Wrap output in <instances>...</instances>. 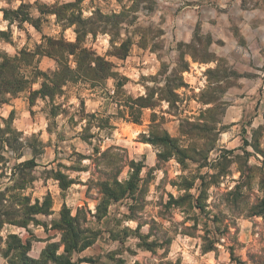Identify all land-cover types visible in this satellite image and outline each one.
<instances>
[{"label":"rangeland","instance_id":"1","mask_svg":"<svg viewBox=\"0 0 264 264\" xmlns=\"http://www.w3.org/2000/svg\"><path fill=\"white\" fill-rule=\"evenodd\" d=\"M258 7L259 0H87L82 8L86 11L96 9V12L91 10L93 15L87 26L107 35L98 34L81 42L90 48L88 51L91 53L105 55L115 62L119 69L115 84L109 79L112 88H115L114 94L108 90L109 80L101 79L99 73L94 76L89 73L87 77L83 73V77L77 75L75 82H63L61 76L69 62L64 53L60 69L56 72L57 78L55 73L39 74L35 70L34 57L11 69L14 77L11 89L3 86L0 76V122L5 124L0 129L8 128L20 134L15 143V138L11 137V147L17 149L16 152L12 148L1 147L0 156L8 169L5 171L6 178L0 180V186L10 185L5 184V181L9 182L10 168L31 161L35 167L28 166L23 172L33 181L26 185L23 195L28 192L24 196L30 197L32 203L38 199L42 208V212L33 217L37 223H28V233L23 228L6 225L1 235L13 233L25 240L31 239V234L37 240L32 242L28 253L32 259H39L45 246L55 243L58 248L56 255L62 257L60 261L47 264H60L66 258L75 264H90L85 262L86 259L94 260V264H193V257L195 264H234L229 247L234 248V256L243 261L247 260V255L264 258V223L260 217H249L248 213L252 205L264 198L257 194L264 193V111H261L259 100L250 110L246 107V98L251 96L254 99V90L259 92L264 88V79L258 75L259 71H264L258 67L264 64V33L253 30L257 17L251 15ZM116 8H119L118 12ZM101 13L110 18L100 17ZM27 30L25 25L16 27L15 31L23 32L24 36L16 35L15 40L12 28L11 33L5 31V37H0V63L6 57L16 56H9L3 50L4 44L15 48L16 42L23 40L24 47L20 49L28 50L31 44L32 49L37 51L46 46L42 43L35 48V37ZM102 37H107L106 43H102ZM83 61L82 66H85L82 69H89V64L91 67L97 64L95 56ZM172 63L177 68L169 74L168 68ZM207 64L215 66L204 67ZM151 67L155 69L154 74ZM250 68L256 70L249 71ZM95 69L99 70V67L95 65ZM145 72L148 75H144ZM26 76L30 78L26 79ZM187 77H191V82ZM203 77L207 78L205 88L197 91L199 79ZM39 78H43L50 89L45 98L32 95L33 91L40 89H31ZM16 79L27 82L18 84ZM161 83L163 88L159 87ZM149 84L152 87H146ZM137 87L143 88L142 97H148L146 104H154L156 108H143L138 112L135 106V99L140 97L135 91ZM181 88L185 90L183 93L179 91ZM73 96L79 103L77 112L70 111L76 105L64 107ZM37 98L47 100V103L38 107ZM58 99L62 102L57 103ZM164 99H168L170 104ZM99 100L105 103L100 105ZM162 103L168 104V107L163 108ZM90 104L96 106L95 111H88ZM112 104L116 105L114 114L109 112ZM195 104H213L214 107L196 108ZM101 107L103 113L99 112ZM6 109L7 117L3 115ZM237 114L239 120L236 119ZM85 120L87 123L77 133L76 128ZM253 123L257 126L253 127ZM237 125L240 126L238 133L228 141L232 143L238 137L237 146L217 148L220 133L229 132ZM93 126L100 132L108 130L109 139L119 132L122 143L103 149L93 147L91 141L98 135L91 131ZM145 129L148 135H145ZM162 130L170 133L172 142L158 140L157 136H162L158 131ZM4 137L7 135H0V139ZM76 138L92 147L93 155H98L88 179L81 178V175L89 172V166L80 162L92 159V155L77 151L78 145L68 143ZM185 143L187 148L183 147ZM145 144L153 151L156 148L161 151L155 152L154 167L148 168L141 176L140 173L147 167L148 150ZM248 148L252 151L248 152ZM113 149H120L123 156L114 153ZM213 151L219 156L210 162ZM135 152L140 154L139 161L131 158ZM26 156L30 159H25ZM126 158V166L131 171L129 179L121 183L118 177L124 172L122 161ZM173 158L181 173L176 177L171 175ZM61 159H75L76 163L69 166L59 163ZM252 160L256 163H250ZM132 163L140 167L138 174L134 173ZM51 164H55L54 169ZM233 164L237 166L235 169ZM193 165L197 167L193 169ZM42 167L45 170L36 175ZM205 168L210 171L203 172ZM157 171H163L159 183L155 175ZM235 172L240 175L237 177ZM72 174H76L74 178ZM225 180L234 182L235 187L228 189ZM38 181L45 190L43 197L36 195ZM49 181L56 182V193L49 187ZM165 184L177 192L183 191L184 195L173 196ZM73 185L77 186L75 190H72ZM221 186L228 190L220 194L221 202L216 203L217 192L211 190L218 191ZM93 188L99 190L98 194L93 195ZM161 190L166 193L167 201L164 195L148 199ZM69 200H75L76 204L70 207ZM97 200L99 203L95 204V208L90 207ZM49 201L51 210L47 215L44 210ZM57 204L59 212L56 211ZM64 207L71 216H74L73 208L75 214L80 209L81 228L92 231L95 236L90 247L70 255L60 252L62 234L56 226ZM177 210L183 213L184 219L179 222L178 228H166V223ZM124 221H132L137 227L121 228ZM145 225L149 226L146 235L141 233ZM201 232L202 236L199 235ZM57 234L60 235L58 242L55 241ZM185 237L189 241L187 245L177 242ZM198 237L200 243L192 245L191 241ZM130 238L139 242L132 247L128 245ZM112 245L117 247L111 248ZM207 245H213L214 250L203 252V247ZM174 246L178 249L175 260L165 259L172 255ZM0 258L7 261L1 255ZM7 264L10 263L7 261Z\"/></svg>","mask_w":264,"mask_h":264},{"label":"trees","instance_id":"2","mask_svg":"<svg viewBox=\"0 0 264 264\" xmlns=\"http://www.w3.org/2000/svg\"><path fill=\"white\" fill-rule=\"evenodd\" d=\"M65 8V7H64ZM61 13L64 14L63 7L60 9ZM3 15L6 19H12V16H17L19 12L24 13L23 11H7L2 10ZM58 15V13H56ZM102 18L109 19L110 17L106 15H99ZM68 20L70 22H73L78 27V41L76 44H68L65 43L62 40H52L47 39L45 44L47 49L55 50L57 51L59 55V63L64 53V58H68V55H74L75 62L77 63L78 70H81V72L84 73V77H87L90 73V75H96L101 74V79H105L108 76H111L113 73L111 72V64L105 61L103 58L95 56L94 53H91V51H88V49L83 48L81 46V41L84 37V35L87 32H90L92 34H96V32L88 27L87 25L90 24L89 20H81V18L77 15L71 14V16L68 17ZM0 37H5V32H0ZM42 48H40L41 50ZM39 50V51H40ZM37 51V50H36ZM37 51V52H39ZM47 54L51 55V53L47 50ZM95 56V60L97 64L96 66L99 67V70H94V67L90 66L89 69H82L84 64L83 60H88L89 58ZM28 58H33V55L25 52L24 50H21L18 55L14 57H6V59H3V63H0V76L2 77V84L4 87L9 86L13 82V73L11 72V69H15L17 65H20L22 63H26ZM100 67H103L102 69ZM108 69V71L106 70ZM184 70V68H183ZM90 71V72H89ZM107 71V72H106ZM93 72V73H92ZM111 72V73H110ZM40 74V73H39ZM6 75V76H4ZM4 76V77H3ZM43 76V74H42ZM55 78H57V74H54ZM63 78V82L65 80L72 82H75L78 79V76L76 78L75 73H72L71 70L68 68L63 70V74L61 76ZM26 84L27 81H22V79H16V83L18 84ZM62 82V83H63ZM45 82L41 84V87L38 91H33V94H37L42 98L47 97L50 94V89H48ZM167 94L169 92L167 91ZM173 94V92H172ZM174 96V95H173ZM147 96L146 97H138L135 99L136 108H138V112H140L143 108H150L153 109L156 107L154 104L147 105ZM166 100V99H164ZM161 101V100H159ZM169 104L170 101L166 100ZM139 102H145L144 104H140ZM176 102V101H175ZM140 114V113H138ZM139 118V117H137ZM136 118V120H137ZM161 132L162 136L158 135L157 138L159 141L165 140L167 142H172L173 139L170 137V135L166 132V130L158 131ZM0 135H4L7 137H4L0 139V151L3 147H7L8 149H11L12 151L17 149H13L11 147L12 141L14 140V143L17 142V137L20 135L17 131L11 130V129H0ZM14 137L16 139L11 140ZM151 143H154L150 141ZM2 147V148H1ZM20 157L21 155L18 154ZM3 159L0 156V180L6 178V170L8 169L6 165V162H2ZM31 164V165H30ZM35 167V164L31 163V161H27L24 163H19L15 165L14 167L10 168L9 175H8V183L10 185H3L0 186V255L7 259V261L10 264H47L48 262H57L60 261V258L62 257L57 256V245L55 243H49L45 246V248L41 251L39 255V259H32L28 256V253L31 250L32 242L37 241L34 240L33 236L30 234L31 239H21L18 235L13 233H7L6 235L2 236L1 232L4 228V226H14L17 228H23L28 233L27 226L29 222H35V219L33 218L35 215L41 213V205L39 203L38 199H34V203L31 202L30 197H25L23 195V191L26 189V185L30 184L33 179L31 176L25 174L23 172L24 168L27 167ZM134 167V173L138 174L140 172V167L138 165H135L132 163L131 165ZM47 201V200H46ZM45 201V202H46ZM97 212L99 211L98 208ZM51 210L50 201L49 205L46 206V209L44 210V213L49 215ZM80 213L81 210L77 209L76 214L74 216H71L68 209L65 207L60 213V222L56 225L58 230L61 232V243L64 246V254L70 255L72 252H81L84 249L90 247L94 240V233L88 229H83L80 226ZM89 213V211H88ZM249 217H260L262 219V222L264 223V198L259 200L255 205H252L250 209L248 210ZM89 235V236H88ZM96 235V234H95ZM4 246V248H2ZM213 245H207L203 247V252L207 253L210 251H213ZM229 255L230 259L234 264H264V258L261 256L254 257L252 255H247V260L243 261L240 258H236L234 256V248L229 247ZM80 263L83 261H79ZM85 262L94 264V260L86 259ZM60 264H75L70 259L66 258L65 261L61 262Z\"/></svg>","mask_w":264,"mask_h":264},{"label":"clouds","instance_id":"3","mask_svg":"<svg viewBox=\"0 0 264 264\" xmlns=\"http://www.w3.org/2000/svg\"><path fill=\"white\" fill-rule=\"evenodd\" d=\"M49 2H50V0H49ZM237 2H239V0H237ZM19 3H20V0H15V2L12 3V4L7 3L6 0H0V8H3V9H9V8H11V9L15 10L17 7H19ZM130 6L131 5L129 4V7ZM116 11L118 12L119 11V8H116ZM31 15L33 17H37V16H39V13L36 11L35 8H33L31 10ZM84 15H85V17L91 16L92 15V11H86L84 13ZM251 15L257 17V23L254 26L253 30L256 31V32H258V33H264V0H259V7L256 8V10L254 12H252ZM2 16H3V12H0V18H2ZM51 19L54 20L55 17H51ZM25 27L28 28L29 32H32V35L35 37V42L36 43H39L40 42L39 35H37L29 25L25 24ZM205 27H207V24H205ZM246 27H247V25H246ZM7 29H8V21H2V20H0V31H7ZM12 29H13V32H14V36H13V39L14 40H15L16 35L21 36V37L24 36V33L23 32L17 33L15 31V29H16V25L15 24L12 25ZM45 31L47 32L48 35H54V32H48L47 29ZM56 31H59V29L57 28ZM123 35H124L123 32H121V38H123ZM68 39L69 40H74V36L71 34V30H69ZM89 40H90V37H89ZM101 41H102V43H106L107 42V37H102L101 38ZM22 47H24V41L23 40H19V41L16 42V47L15 48H13L11 45L4 44L3 45V50L6 51L9 54V56H14V55H16L18 53V50L20 48H22ZM28 50L29 51H32L33 50L31 44H29ZM173 55H175V53H173ZM69 59H70V67L72 69H76V67H77L76 63L74 61H72L71 58H69ZM46 63H48V66L49 67H53L55 69V65H53L50 62H46ZM94 66L95 65L93 64V67ZM214 66H215L214 64L204 65V67H214ZM258 67L264 69V64H260V65H258ZM176 68H177V65L175 63H172L170 65V67L168 68V73L171 74L172 71H173V69H176ZM255 70L256 69H251V68L249 69V71H255ZM151 71L154 74L155 69H153ZM144 75H148V72H145ZM258 75H259L260 78L264 79V71H259ZM25 78L26 79H29L30 77H27L26 76ZM187 79L191 82V77H187ZM206 79H207L206 77H203V78H200L199 79V86L196 88L197 91H200V90H202V89L205 88V81H206ZM44 82L45 81L43 80V78L37 79L36 82L31 85V89L32 90H38L41 87V84L44 83ZM126 87L130 88L131 85H126ZM146 87H152V85L149 84V85H146ZM159 87L163 88L164 87V84L161 83L159 85ZM108 90L109 91H114V89L112 88V81L111 80L108 81ZM73 91H75V90L73 89ZM135 91L139 95H144L143 88L137 87L135 89ZM179 91L181 93H183L185 90L183 88H181V89H179ZM189 91H191V90H189ZM253 94L255 96L254 99L251 96H249V97L246 98V107L250 110V108L255 105L256 101L259 100L260 103H261V111H264V88H262L259 92H255V90H254V93ZM84 95L87 96V93H84ZM225 99H227V98L225 97ZM56 102L57 103H61L62 100L58 99ZM46 103H47V100L41 101V100H39V98H37V105H38V107H41V106H43ZM104 103H105L104 100H99L98 101V104H100V105H103ZM69 104L76 105V108L70 109V111H72V112H77L78 111V109H79V103H78L77 99L75 98V96H73L68 103H65L64 104V107H66V108L69 107ZM194 106L196 108H201V107L212 108V107H214L213 104H207V105H203V106H201L200 104H195ZM162 107L163 108H167L168 107V104L162 103ZM95 110H96V106L90 104L89 105V108H88V111H95ZM115 111H116V105L115 104H112L111 107L109 108V112H111V113L114 114ZM99 112L100 113H103L104 112V109L101 107L99 109ZM3 115L5 117H7V115H8V110L7 109L4 111ZM25 115H27V113H25ZM249 118H251V117H249ZM77 119H80V117L78 115H77ZM236 119L237 120L240 119L239 114H237ZM61 123H64V121H61ZM86 123H87L86 120L83 121L81 123L80 127H77L76 128V132L77 133L81 132L82 129H83V127H84V125ZM121 125H122V122H121ZM41 126L43 127V125H41ZM252 126L253 127H256L257 125L255 123H253ZM4 127H5V124L3 122H0V128H4ZM239 127L240 126L237 125L235 128L231 129V131H229V132L220 133V138L217 141L216 147L217 148H222V147L227 146L229 148H232V147L237 146V144L239 143V138L238 137L236 139H233L232 140V143H228V141L233 136H236V134L239 131ZM57 131H59V130H57ZM91 131L94 134H98L97 135V139H94V140L91 141L93 147H101L103 149L104 147H107L109 145L121 144L122 143L119 140V135H120L119 132H117L114 135V138L113 139H109V137H108V130H105V132H100V130L97 127L93 126L92 129H91ZM144 131H145V135H148L147 129H145ZM217 131H219V126H217ZM68 143L78 145V147L76 149L77 151L86 152L87 154L92 155V159H84V160H82L80 162L81 165H83V166H89V172L88 173H83L81 175V178L88 179L89 173L96 166V165L93 164V161L96 160V159H98V155H93V148L92 147H88L86 144H82L81 141L79 140V138H76L74 140H70V141H68ZM129 143H130V141H129ZM144 147L147 148V150H148V152H147L148 158L145 161V164L147 165V167L144 169V171H142L140 173L141 176H143L145 174V172H147L148 168L154 166V163H155V152L161 151L158 148H156L153 151V149L148 144H145ZM183 147L187 148L188 147V144L187 143L183 144ZM247 151L248 152H251L252 149L251 148H248ZM113 152L114 153L118 152L121 156H123V152L120 149H113ZM238 154L239 155H243V153H238ZM218 156H219V153L216 152V151H213V153L210 156V162H214L218 158ZM131 158L139 161L140 160V154H139V152H135V154L132 155ZM25 159H30V157L26 156ZM127 159L128 158H126V159H124L122 161V164L124 165V172H123L122 175H120L118 177V179H119V181L121 183H123L124 181H126V180L129 179V174H130V171L131 170L126 166L127 165ZM58 162L59 163H64V164L69 165V166H71V165H73V164L76 163L75 159H72V160L61 159ZM43 163L47 165L48 164V161H44ZM171 163L174 166V170L171 173V175L173 177L179 176L181 173L179 171V165H177L176 162H175V158H173V160L171 161ZM250 163L255 164L256 161L255 160H252V161H250ZM50 167L54 169L55 168V164H51ZM196 167H197L196 165H193L192 166L193 169H195ZM232 167H233V169H235L237 166H236V164H233ZM44 170L45 169L43 167L40 168V169H38L36 175H39V173L42 172V171H44ZM61 171H63V169ZM209 171H210V169H208V168L203 169V172H209ZM75 175L76 174H72L73 178H74ZM155 175L158 177L157 183H159V179H162L163 178V171H157L155 173ZM184 175L187 176L188 173L185 172ZM235 175L238 177L240 175V173L239 172H235ZM7 183L8 182L5 181V184H7ZM196 183H197V185H199L200 181L197 180ZM224 183L228 185V189H230L232 187H235V183L234 182L230 183L228 180H225ZM49 187H51L53 193H56L58 191L57 188H56V182H54V181H49ZM76 187H77L76 185H73V189L72 190H75ZM165 187L167 188V191L168 192H171L173 194V196H177V195L182 196V195H184V192L183 191L177 192V190L175 188L168 187L167 184H165ZM36 189H37L36 195L39 196V197H43L45 190L41 188V182L40 181L37 182ZM228 189H225L223 186H221V188L218 191L216 189H212L211 190L213 192H217V196L214 198V200H215L216 203H220L221 202L220 201V198H219L220 197V194L223 193L224 191L228 190ZM0 190H2V189H0ZM28 191H31V189H29ZM81 191H83V190H81ZM192 191H193V193H196V189H193ZM98 192H99L98 189L93 188V195L98 194ZM257 194L260 195V196H262V197H264V193H257ZM24 195H28V192H25ZM159 195H164V199H165V201H167V195H166V193L163 192V190H161L160 193H157L156 196H149L148 199L149 200H154ZM68 203H69V206L71 207L72 205L76 204V201L75 200H69ZM98 203H99V200L95 201V203L92 204V205H90V207L95 208V204H98ZM129 203H130V201H129ZM210 203H211V201H210ZM56 211L59 212V204H57ZM72 215H75V208H73V210H72ZM49 219H51V217H49ZM183 219H184L183 213L180 212L179 210H177V212L174 213L173 218H170V221L168 223H166L165 227L166 228H169V229H171V228H178L179 227V222L181 220H183ZM84 226L85 227H88L89 225H84ZM29 227H31V225H29ZM123 227H128L130 229H135L137 227V225H136V223H133L132 221H124L121 224V228H123ZM20 231H21V233H23V230H20ZM148 231H149V226L148 225H145L143 228H141V233L142 234H145L146 235L148 233ZM169 234L172 235V232L170 231ZM199 235L202 236L203 233L201 232ZM55 241L56 242L60 241V235L59 234L56 235ZM138 242L139 241H136V240L130 238L129 241H128V245L134 247L135 244L138 243ZM177 242L178 243H181V244H186V245L189 243V241L187 240L186 237L184 239H178ZM199 243H200L199 237L196 240L191 241V244L192 245H197ZM115 247H117V245H112L111 246V248H115ZM217 247H219V245H217ZM63 250H64V246L61 245L60 252H63ZM109 250H111V249H109ZM177 251H178V249L174 246L173 247L172 255L170 257H168V258H165V259H172L174 261L175 260V257H176V252ZM127 255H128L127 252H125L124 253V256L127 257ZM144 255H149V254L145 253ZM224 258L225 259L227 258L226 257V254H225ZM129 259H131V258H129ZM185 259L186 260L188 259L187 255L185 256ZM203 259H210V257H204ZM0 264H7V261H5L2 258H0ZM193 264H195L194 257H193Z\"/></svg>","mask_w":264,"mask_h":264},{"label":"crops","instance_id":"4","mask_svg":"<svg viewBox=\"0 0 264 264\" xmlns=\"http://www.w3.org/2000/svg\"><path fill=\"white\" fill-rule=\"evenodd\" d=\"M87 0H20L19 3V7H17L15 10L9 8V9H0V12H3L2 10H7V11H23L24 13L19 12L17 14V16H12V19H6L4 17V15L2 16V21H8V29L7 32L11 33V28L12 25L15 24L17 28H21L22 25H29L33 31L39 35L40 37V42L37 43V45L35 44V48L36 46L41 45L42 43H45L47 39H52V40H62L65 43L68 44H76L78 41V27L75 23L70 22L68 20V17L71 16V14H76L78 15L81 20H89L91 18V16L85 17L84 13H85V9L82 8L83 4L86 2ZM7 3L11 4L14 3L15 0H6ZM63 7L64 9V14L61 13V8ZM65 7V8H64ZM35 8L36 11L39 13V16L37 17H33L31 15V10ZM93 9V8H92ZM92 9H90L89 11H91ZM96 12V9H93ZM58 13V15L56 14ZM102 14V13H101ZM105 15V14H102ZM51 17H55V19H51ZM59 29V31H56V29ZM47 29L48 32H54V35H48L47 32L45 31ZM69 30H71V34L74 36V40H69L68 36H69ZM0 32H5V31H0ZM26 32H29V30H27ZM32 33V32H29ZM105 35V32H96V34H92L90 32H87L83 39L86 42V40L88 39V37H92L95 38L96 35ZM107 35V34H106ZM83 45V48H87L86 44H84V42H81ZM46 45V44H45ZM42 49L37 52L35 49H33L32 51H29L27 49H20L18 51V53L21 50H24L25 52H28L30 54L33 55L34 59H35V70L38 71L40 74H49V73H56L59 71L60 67H59V53L55 50H51V49H47L46 46L41 47ZM88 50H90V48H87ZM47 50L51 53V55L47 54ZM92 50V49H91ZM93 51V50H92ZM95 52V51H93ZM18 53L16 55H18ZM98 57L103 58L105 61H107L108 63L111 64V72L113 73L111 76H108L107 78H105V81H108L109 79H111L114 84L116 82V72L119 71V69L116 67L115 62L108 60V58L105 55H95ZM68 58H71V60H74V55H68ZM115 58V57H114ZM46 62H50L53 65H55V69L53 67H49L48 63ZM76 63V62H75ZM114 64V65H113ZM77 65V63H76ZM67 68L69 70L72 71V73H76L75 76L77 78L78 76L83 77V72H81V70H78V68L76 67V69H72L70 67V59L68 62V66ZM151 69H154L153 67H151ZM78 81H81L80 79ZM115 86V85H114ZM111 94L115 93V88L114 91H110ZM142 95H140L141 97ZM156 108V107H155ZM166 132L168 133V131L166 130ZM170 134V133H168ZM154 167V166H153ZM152 168V167H150Z\"/></svg>","mask_w":264,"mask_h":264}]
</instances>
